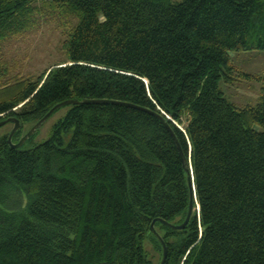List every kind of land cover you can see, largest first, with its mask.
<instances>
[{"label":"trees","instance_id":"16d2710c","mask_svg":"<svg viewBox=\"0 0 264 264\" xmlns=\"http://www.w3.org/2000/svg\"><path fill=\"white\" fill-rule=\"evenodd\" d=\"M42 8L76 20L67 59L26 79L0 57V121L92 102L34 148L0 139V264H153L146 239L160 263L151 222L190 200L176 140L195 204L182 230L156 222L165 264H264V77L231 56L264 51V0H0V51ZM239 76L262 82L256 106L219 89Z\"/></svg>","mask_w":264,"mask_h":264},{"label":"rangeland","instance_id":"374dc122","mask_svg":"<svg viewBox=\"0 0 264 264\" xmlns=\"http://www.w3.org/2000/svg\"><path fill=\"white\" fill-rule=\"evenodd\" d=\"M41 1H38L39 4ZM36 28L20 36H12L2 43L0 57L8 66H12V74L19 78H35L42 75L50 67L63 64L67 59L64 43L68 38L69 29L75 24V19H64L58 13L41 10L36 16ZM71 22V23H70ZM233 62L240 73L264 77V51H252L233 55ZM262 82L255 78L237 77L233 83L219 82V89L224 97L237 107L247 105L256 106L261 97ZM70 106H62L46 120L37 131L25 142L23 149H31L47 140L54 126L63 119ZM33 121L24 123L20 132L13 137L24 136L33 126ZM13 123L0 127V139L8 136ZM146 252L153 264H159L160 253L150 239L143 243Z\"/></svg>","mask_w":264,"mask_h":264},{"label":"water","instance_id":"95a60500","mask_svg":"<svg viewBox=\"0 0 264 264\" xmlns=\"http://www.w3.org/2000/svg\"><path fill=\"white\" fill-rule=\"evenodd\" d=\"M92 102V100H83V101H79V100H74V99H70V100H65L62 101L58 104H56L54 107H52L39 121H37L35 123V125L24 135L22 136L17 142H13V137L15 136V134L17 132H20L21 129L23 128L24 123L21 122L19 119L15 118V117H8L4 120L0 121V127L12 122L13 123V128L11 130V132L9 133V135L7 136V140L8 143L11 147L19 149L21 148L25 142L37 131V129L46 121L48 120V118L60 107L62 106H69V105H78V104H83V103H90ZM167 126V128L169 129V131L171 132L172 136L174 137V139L176 140L173 132L171 131L169 125L166 123L165 119L159 115L156 114ZM176 145L178 147V150L180 152L181 158L183 160V165L185 167V170L187 172V181H188V186H189V192H190V200H189V205H188V211H187V215L186 218L184 220L183 223L181 224H174L171 222H168L162 218H155L150 225V230L149 232L156 237V239L158 240V242L160 243L161 247H162V258L159 264H165L166 263V259H167V255H168V247H167V243L165 241V239L161 236V234L155 229V224L156 222H159L162 226H165L169 229L172 230H182L184 229L190 222L193 211H194V204H195V191H194V186H193V180H192V174H191V170L190 168L187 166V162H186V157L184 155V152L181 148V146L179 145L178 141L176 140Z\"/></svg>","mask_w":264,"mask_h":264}]
</instances>
